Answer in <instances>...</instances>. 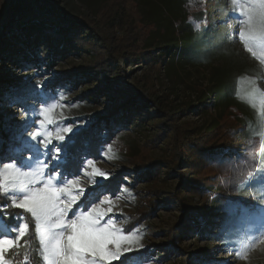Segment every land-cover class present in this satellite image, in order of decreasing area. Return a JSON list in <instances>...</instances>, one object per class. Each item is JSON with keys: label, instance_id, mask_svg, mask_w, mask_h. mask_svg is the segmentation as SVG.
Instances as JSON below:
<instances>
[{"label": "rangeland", "instance_id": "obj_1", "mask_svg": "<svg viewBox=\"0 0 264 264\" xmlns=\"http://www.w3.org/2000/svg\"><path fill=\"white\" fill-rule=\"evenodd\" d=\"M199 1L201 0H165L162 3V13L158 8L159 0H136L135 3L142 23H149L154 13L160 18L162 24L177 20L184 23L187 13L200 11L194 16L196 22H199L200 29L203 30L201 36L206 40L205 54L200 55L189 49L188 53L181 54L175 63H168L162 67L149 66L147 61H140L137 65L130 67L126 65L125 73L114 72L103 80L104 83H108L107 87L112 88L109 93L112 98L110 100L85 97L88 91L95 88V83L87 86H73L66 82L62 85L64 89L59 92L63 93L65 97L63 103L67 106L63 109V117L60 116L59 108L56 110V115L61 119L67 118L63 120L65 125L84 127L89 122V118L108 114L113 109V103L117 97L118 101H122L123 88L132 92L137 91L143 97L155 101L161 112L178 111L177 124L186 129L190 139L207 135L210 141L215 139L219 142L221 140L222 143L224 141L233 149L229 159L225 162L221 160L216 167L219 172L216 182L201 181L202 185L205 184L207 192L219 194L218 199H221L224 195H221L220 191L230 194L231 186L233 184L236 186L243 181L249 172H255L258 165L254 159L258 143L253 141L249 144L252 140L250 127H247L245 131L239 126V123L244 122V118L247 122L257 123L256 113L246 102L237 97V88L240 81H245L239 85L242 89L248 86L246 81H255V86L264 90V65L245 51L238 36L233 35L234 32L238 33L239 28L238 16L233 10L231 0L226 2L223 16L220 9L213 7L212 2H204L203 6ZM38 2L39 6H42L38 9V14L43 17H47L53 10L64 13L66 16L77 18L85 16L95 19L98 8L105 2L113 3L117 9H125L133 17V13L127 6L128 0H38ZM8 7L7 1L0 3V19L6 15ZM127 18L131 21V18ZM122 20L128 23L126 15ZM171 23L168 25L169 28L176 30L178 24L170 27ZM36 50H38L39 58L43 60L46 57L43 47H38ZM156 56L159 55L156 54ZM87 59L88 55L66 57L55 63L53 71L47 70L43 63L38 65L41 68L39 70L37 66L25 64L20 59H16L12 66L0 63V69H2L0 79L6 81L0 91V120L4 125V131L10 134L18 131L25 119L23 109L34 104L31 96L23 98L20 103L11 101L10 97L14 92L20 91V94H24V90L38 91L55 72H68L73 67L82 65ZM38 84L41 85L40 88H37ZM114 89L119 90L116 95ZM47 91L49 92V89ZM31 94L29 92V95ZM36 106L38 107V104ZM235 107L238 109L236 110ZM159 116L160 114L156 115L152 109L148 111L138 109L135 112V123H142L128 129L123 127L120 129V133L123 134V148H113L111 152H108V156L113 157L111 159H108L105 153L93 159L95 166L109 173V177L115 176L117 172L120 173L119 191L114 194L103 189L100 191L113 198L115 206L109 215L116 221L117 226L127 231L134 229L139 231L141 236L139 243L143 247L126 255L132 254L131 256L137 257L139 264H264V240L256 242L254 247L248 250L245 259L236 257L234 249L238 247L237 242L243 239L247 230L253 226L239 219H228L224 209L218 207V200H204L196 197L191 201L192 206L210 214L209 223L206 226L207 232L201 228L203 225L200 224L199 217L192 214L183 216L174 202L159 205L146 220L142 218L137 223L132 220L134 214L136 215L143 206L140 203L142 197L150 191L149 183L142 179L134 181L132 175L122 169L126 168V160L131 158L127 156L130 154H139L133 157L134 159L144 155L152 160L167 157L168 152L164 142L159 141L156 146L148 145L154 135L153 120L160 121ZM32 130L29 127L23 135L27 137L28 132ZM29 154L24 152L25 157ZM210 164H207L208 170L213 168ZM165 172L167 169L163 166L160 182L157 184L158 189L163 191L157 199L162 202H165L168 194L176 192L178 185L176 176L168 177ZM238 172L243 174L237 175ZM204 173L200 169V178L205 177ZM79 174L81 185L86 190L95 187L88 184L87 177H84L82 173ZM122 187L127 188L128 192H121ZM257 188L258 185L253 181L249 186L242 188L241 197L233 202L238 204L246 201L249 204L259 205L261 202L256 192ZM117 196L120 199H115ZM152 198L155 199V195ZM235 228L238 229L237 233ZM232 231L236 233L237 241L229 244L222 243L223 234ZM169 245L174 246L175 249L170 247L167 249L166 246ZM37 246L33 239V248ZM6 256L12 264H23V250L19 255L9 252ZM33 261V264H38L35 256Z\"/></svg>", "mask_w": 264, "mask_h": 264}, {"label": "trees", "instance_id": "obj_2", "mask_svg": "<svg viewBox=\"0 0 264 264\" xmlns=\"http://www.w3.org/2000/svg\"><path fill=\"white\" fill-rule=\"evenodd\" d=\"M3 1H7L9 7L6 15L0 19V63L12 66L16 59H20L25 64L37 67L43 63L47 70L53 71L55 63L66 59V57L88 55V59L84 60L82 65L73 67L65 73L55 72L38 91H29L30 93L41 92L45 98L60 94L59 90L64 89L62 85L68 82L73 86H87L95 83V88L88 91L85 97L110 100L112 98L109 93L112 88L107 87L108 83H104L103 80H106V77L114 72L125 73L126 65L130 67L137 65L140 61H147L149 66L162 67L168 63H175L181 54L188 53L189 49L200 55L205 54L206 51L204 47L206 40L201 36L203 30L200 29L201 27L196 28L199 22H196L194 16L200 11L187 13L184 23L177 20L173 23L162 24L155 13L149 23H142L137 11L136 0L127 2L133 17L125 9H117L113 3L105 2L98 8L95 19L85 16L81 18L66 16L64 13L53 10L48 13L47 17H43L38 14V9L42 7L39 6L38 0H0V3ZM164 1L159 0L160 13L163 12L162 3ZM209 1L213 3V7L221 10V16L225 15V4L228 0H201L199 2L204 6V2L209 3ZM124 15H126L128 23L122 20ZM127 17L131 18V21ZM170 23V27L178 24L176 30L169 28ZM38 47H43L46 52V57L43 60L38 56L39 53L36 50ZM5 83V80L0 79V91ZM113 91L115 95L119 92L118 89ZM122 91L124 93L123 100L118 101L117 97L114 100L113 109L108 114L89 118V122L82 127L83 130L77 137L73 151L86 149L87 158L96 159L107 152L106 146L109 144L112 145V149L123 148V134L120 133V129L122 127L128 129L142 123H135V112L138 109L147 111L152 109L156 115L160 114L161 120L156 122L153 120L154 135L148 145L156 146L159 141H162L165 143L168 155L161 160H152L148 159L146 155L134 159L133 157L139 154L131 155L129 153L130 156L127 158H131L126 160L125 154L124 161H127V166L125 165L126 168H123L122 171L132 175L134 181L142 179L148 182V190H150L142 197L140 203L143 206L136 215L134 214L132 220L135 223L142 218L146 220L159 205L174 202L183 216L192 214L199 217L200 224L203 225L201 228L207 232L206 226H208L210 214L192 206L191 201L196 197L204 200H218V207L223 210L228 201L233 202L241 197V185L248 176L236 186L233 184L230 194L220 191L221 195H224L221 199H218L219 194L207 192L205 184L201 183L203 180L210 183L216 182L219 176L216 167L221 160L225 162L229 159L233 149L224 141V144L217 139L210 141L211 139L207 135L190 139L186 129L177 124L178 111L161 112L158 103L143 97L139 92H132L127 88L125 90L123 88ZM29 92L26 90H24V94H20V91L14 92L10 99L20 103L23 98L31 96ZM244 119V122L239 123V126L242 130L247 131V127L251 125L250 137H252V141L258 143L259 150L260 138L258 135H254V132L258 133L260 128L254 121L251 123V121L247 122L246 118ZM3 126L2 120H0V137L4 139L6 147L11 134L4 131ZM208 163H211L210 165L214 169L208 170L209 167L206 168ZM163 166H166L167 169L166 176H176L178 179L176 192L168 194L165 202L157 199L163 193L157 187ZM200 169L205 172V177L200 178ZM119 174L117 172L115 176H110L108 181L99 178L105 185L103 190L113 194L119 191L121 184ZM153 195H155V199L152 198ZM237 230L235 228L236 233ZM236 233L234 231L224 233L221 242L229 244L237 241ZM169 247L175 249L174 246H166L167 249ZM114 264H119V262Z\"/></svg>", "mask_w": 264, "mask_h": 264}, {"label": "snow or ice", "instance_id": "obj_3", "mask_svg": "<svg viewBox=\"0 0 264 264\" xmlns=\"http://www.w3.org/2000/svg\"><path fill=\"white\" fill-rule=\"evenodd\" d=\"M231 4L239 28L233 35L264 65V0H231ZM244 82H238L237 97L256 113L260 131L254 135L260 137V148L254 157L256 170L248 173L241 187L255 181L261 203L229 201L224 208L228 219L253 226L237 242L238 259H245L248 250L264 240V90L256 87L255 81H246L248 87L242 89L239 85ZM31 96L34 104L23 109V124L11 134L7 147L0 137V264H12L6 253L19 255L21 250L23 264H32L34 256L38 264H139L137 257L126 255L143 247L138 229L127 231L117 226L109 215L115 206L113 198L100 191L105 185L98 178L108 181L110 174L87 158L86 149L73 151L83 129L65 125L67 118L56 115L59 108L63 117L67 106L63 93L45 98L34 92ZM29 127L33 130L25 137ZM106 148L105 156L113 158L108 156L112 145ZM24 152L30 154L25 157ZM79 173L95 187L86 190ZM121 192L128 189L122 187ZM33 239L38 245L35 248Z\"/></svg>", "mask_w": 264, "mask_h": 264}]
</instances>
